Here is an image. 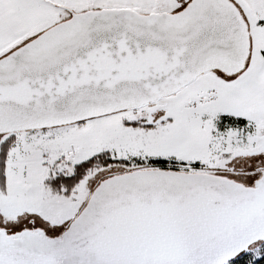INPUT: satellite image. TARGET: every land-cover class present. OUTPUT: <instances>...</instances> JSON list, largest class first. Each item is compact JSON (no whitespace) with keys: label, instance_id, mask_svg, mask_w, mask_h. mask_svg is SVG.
Returning <instances> with one entry per match:
<instances>
[{"label":"snow or ice","instance_id":"1","mask_svg":"<svg viewBox=\"0 0 264 264\" xmlns=\"http://www.w3.org/2000/svg\"><path fill=\"white\" fill-rule=\"evenodd\" d=\"M0 264H264V0H0Z\"/></svg>","mask_w":264,"mask_h":264}]
</instances>
